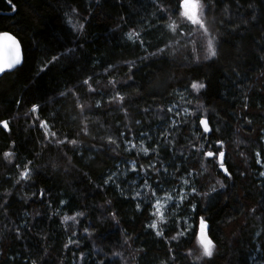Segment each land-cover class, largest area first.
Masks as SVG:
<instances>
[{
    "label": "trees",
    "instance_id": "1",
    "mask_svg": "<svg viewBox=\"0 0 264 264\" xmlns=\"http://www.w3.org/2000/svg\"><path fill=\"white\" fill-rule=\"evenodd\" d=\"M200 4L204 28L181 0H0L23 54L0 76V264H264V0ZM160 185L182 192L164 217Z\"/></svg>",
    "mask_w": 264,
    "mask_h": 264
},
{
    "label": "snow or ice",
    "instance_id": "2",
    "mask_svg": "<svg viewBox=\"0 0 264 264\" xmlns=\"http://www.w3.org/2000/svg\"><path fill=\"white\" fill-rule=\"evenodd\" d=\"M9 3H11V0H9ZM202 7L203 6L200 4V0H181V8L183 9L182 15L192 24L199 25L201 28H204L205 27L204 22L202 19L199 18V15H198V13H202ZM13 9H14V6H13ZM171 26L172 25H170V27ZM0 40L3 41V55L2 57H0V72H4L6 69H11L15 65L20 63V46L16 38L7 32L0 33ZM215 55H216L215 47L212 41L209 40L208 47H207V55L205 58H209ZM84 83H87V81H85ZM191 87L193 89H198V88L205 87V85L197 84L196 82H193ZM33 110H35V106ZM3 123H4V127L6 128L7 122H3ZM200 123L203 125L204 132L210 131L206 120L201 119ZM73 143L75 142L73 141ZM144 151L145 153H147V149H144ZM8 155L10 154L8 153L5 154L6 157ZM205 155L207 157H212L214 153L212 151H208L205 153ZM219 157L221 159V163L219 165L220 168L224 169V172L228 174V170L224 167V163H223V157H224L223 151L219 152ZM22 175H27V172L22 173ZM261 175H264V173H261ZM105 182L107 183V181ZM193 191H195V189H193ZM153 195H155V193H153ZM199 223H200V231L199 233H194V235L196 236L198 245L201 249L200 256H198L197 259H200L201 257L210 258L213 255L215 244L213 240L207 235L208 226H207V222L205 221L203 217L200 218ZM150 227L155 229L157 225L156 223H152ZM157 235H161V233L157 231Z\"/></svg>",
    "mask_w": 264,
    "mask_h": 264
},
{
    "label": "rangeland",
    "instance_id": "3",
    "mask_svg": "<svg viewBox=\"0 0 264 264\" xmlns=\"http://www.w3.org/2000/svg\"><path fill=\"white\" fill-rule=\"evenodd\" d=\"M182 12H183V9L181 8V11H180L181 15H182ZM198 15H199V18L201 19L202 13H198ZM194 26L200 27L199 25H194ZM42 129L44 130L45 128H42ZM132 147H133V144H132ZM132 166H133V163H129V167H132ZM127 171L129 170L125 167L120 168L118 169V172L112 174L111 177H113L114 179L124 178L127 174ZM30 175H31V172H28L27 176H30ZM140 179H141L140 177H137L136 179L132 180L130 184L135 186L136 190L142 191L141 195L144 197L147 194L148 187L146 184L144 183L142 184L140 182ZM153 193H155V195H153ZM152 195L154 199V209L157 215L160 217H164L165 214H168L174 211L177 208V206L180 204V198L182 196V192L177 193L175 190L169 187L160 185L158 187V191L153 190Z\"/></svg>",
    "mask_w": 264,
    "mask_h": 264
},
{
    "label": "water",
    "instance_id": "4",
    "mask_svg": "<svg viewBox=\"0 0 264 264\" xmlns=\"http://www.w3.org/2000/svg\"><path fill=\"white\" fill-rule=\"evenodd\" d=\"M1 33H3V32H1ZM7 33H9V32H7ZM9 34H10V33H9ZM10 35H12V34H10ZM12 36H13V35H12ZM16 40H17V39H16ZM17 41H18V40H17ZM18 43H19V42H18ZM19 46H20V44H19ZM2 55H3V41L0 40V57H2ZM22 60H23V54H22V50H21V47H20V63L17 64V65H15V66H14L13 68H11V69H6L4 72H0V76L3 75L5 72H11V71H13L18 65H20V64L22 63ZM40 127H41V128H45L44 131H45L46 133H48V127L45 125V122H44V121L41 122Z\"/></svg>",
    "mask_w": 264,
    "mask_h": 264
}]
</instances>
